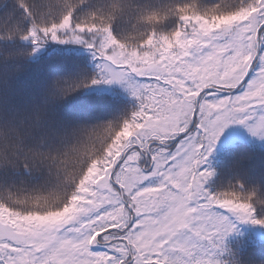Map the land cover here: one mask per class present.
I'll return each mask as SVG.
<instances>
[{"label": "snow or ice", "instance_id": "1", "mask_svg": "<svg viewBox=\"0 0 264 264\" xmlns=\"http://www.w3.org/2000/svg\"><path fill=\"white\" fill-rule=\"evenodd\" d=\"M53 43L95 63L52 100L120 83L137 107H0V264H257L228 238L264 231V177L209 161L229 130L264 141V0H0V86Z\"/></svg>", "mask_w": 264, "mask_h": 264}, {"label": "trees", "instance_id": "2", "mask_svg": "<svg viewBox=\"0 0 264 264\" xmlns=\"http://www.w3.org/2000/svg\"><path fill=\"white\" fill-rule=\"evenodd\" d=\"M208 2L212 3L213 0ZM61 46L51 44L40 60L13 84L11 90L6 86H0V107L8 108L10 105H16L31 111L38 106L45 109L54 121L77 117L111 118L131 114L137 104L134 99L120 95L118 91L104 94L92 92L89 88L64 101L52 100L49 96V88L54 77L75 75L85 68L92 73L88 54L74 51L72 45L65 48ZM217 152L210 166L217 171L218 181L226 184L236 173L245 177L250 183L264 177L263 146L238 143ZM242 246L245 248V258L251 257L257 264L264 262V241L246 237L228 244L232 253Z\"/></svg>", "mask_w": 264, "mask_h": 264}, {"label": "rangeland", "instance_id": "3", "mask_svg": "<svg viewBox=\"0 0 264 264\" xmlns=\"http://www.w3.org/2000/svg\"><path fill=\"white\" fill-rule=\"evenodd\" d=\"M65 46H69V45H62L61 47ZM74 48H72L73 50L76 49L77 46H73ZM77 51L79 53H83V54H88L89 57V62L90 64L93 66L94 65V61L93 58L91 57V54L85 50V49H78V50H74ZM76 53V52H75ZM92 92H97V93H113L114 91H118V93L120 95H125L126 97H129L130 99H134L135 103L137 104V101L135 100V98L131 95L130 91L127 89V87L125 85H122L120 83H112V84H100V85H94L91 87L90 89ZM238 138L239 141L242 142H236L234 143V139ZM257 139V140H256ZM238 143H245V144H257L259 146H263L264 147V141L260 140L259 138H254L251 137L246 129L243 128H239L238 132L233 133L231 130H229L228 135H227V139H225L222 143L218 144L217 146V151H220L222 148L223 150L225 148H228L229 146L238 144ZM215 152L213 154V156L210 158V162L213 161L214 156H216L218 154V152ZM246 237L249 238H253L254 240H258V241H264V231H261L259 229H257L256 227L252 226V225H240L238 228V231L236 234H234L233 236H230L228 238V244L231 241H234L236 239H244Z\"/></svg>", "mask_w": 264, "mask_h": 264}]
</instances>
